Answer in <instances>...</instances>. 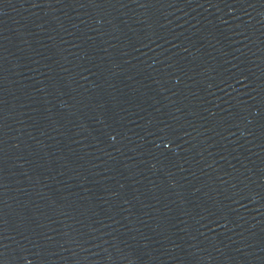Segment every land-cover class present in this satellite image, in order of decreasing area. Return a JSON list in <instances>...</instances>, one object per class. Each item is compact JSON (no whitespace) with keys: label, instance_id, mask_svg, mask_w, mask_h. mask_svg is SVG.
Returning a JSON list of instances; mask_svg holds the SVG:
<instances>
[{"label":"water","instance_id":"1","mask_svg":"<svg viewBox=\"0 0 264 264\" xmlns=\"http://www.w3.org/2000/svg\"><path fill=\"white\" fill-rule=\"evenodd\" d=\"M0 264H264V0H0Z\"/></svg>","mask_w":264,"mask_h":264}]
</instances>
